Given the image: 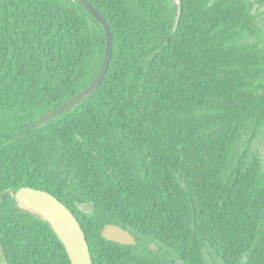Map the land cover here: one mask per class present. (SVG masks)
I'll return each instance as SVG.
<instances>
[{"label":"trees","instance_id":"trees-1","mask_svg":"<svg viewBox=\"0 0 264 264\" xmlns=\"http://www.w3.org/2000/svg\"><path fill=\"white\" fill-rule=\"evenodd\" d=\"M87 1L108 71L31 126L95 79L106 33L79 0H0V264H72L23 186L74 212L94 264H264V0Z\"/></svg>","mask_w":264,"mask_h":264},{"label":"water","instance_id":"water-1","mask_svg":"<svg viewBox=\"0 0 264 264\" xmlns=\"http://www.w3.org/2000/svg\"><path fill=\"white\" fill-rule=\"evenodd\" d=\"M104 27L107 38V49L101 69L95 79L88 87L77 95L54 109L44 117L35 121L31 126L42 125L51 120L57 114L63 113L67 109L76 105L83 99L89 98L103 81L112 59L113 37L106 18L87 0H79ZM29 128H27L28 130ZM14 198L25 210L33 212L44 218L53 228L64 245L72 264H94L90 251V246L86 238L85 231L75 216L74 212L59 200L52 193L30 187H19L14 192ZM105 239L124 245H135L136 237L127 229L116 224H109L103 229ZM2 253H4L1 247ZM4 259V258H3ZM172 264H184L180 259H172Z\"/></svg>","mask_w":264,"mask_h":264},{"label":"rangeland","instance_id":"rangeland-1","mask_svg":"<svg viewBox=\"0 0 264 264\" xmlns=\"http://www.w3.org/2000/svg\"><path fill=\"white\" fill-rule=\"evenodd\" d=\"M256 12L259 15L257 21L264 29V6H258L256 8ZM253 148L258 150L261 153L263 160H264V132L261 133L255 139V141L253 142ZM217 264H220V263H217Z\"/></svg>","mask_w":264,"mask_h":264},{"label":"flooded vegetation","instance_id":"flooded-vegetation-1","mask_svg":"<svg viewBox=\"0 0 264 264\" xmlns=\"http://www.w3.org/2000/svg\"><path fill=\"white\" fill-rule=\"evenodd\" d=\"M151 246H153L154 248H155V245L154 244H152ZM174 259V258H173Z\"/></svg>","mask_w":264,"mask_h":264}]
</instances>
